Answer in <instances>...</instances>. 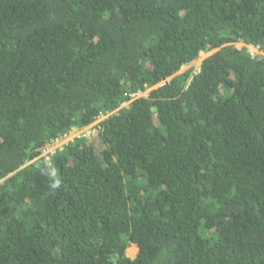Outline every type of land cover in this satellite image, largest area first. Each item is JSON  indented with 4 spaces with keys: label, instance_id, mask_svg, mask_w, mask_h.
<instances>
[{
    "label": "trees",
    "instance_id": "obj_1",
    "mask_svg": "<svg viewBox=\"0 0 264 264\" xmlns=\"http://www.w3.org/2000/svg\"><path fill=\"white\" fill-rule=\"evenodd\" d=\"M247 46L264 0H0V264H264Z\"/></svg>",
    "mask_w": 264,
    "mask_h": 264
},
{
    "label": "built area",
    "instance_id": "obj_2",
    "mask_svg": "<svg viewBox=\"0 0 264 264\" xmlns=\"http://www.w3.org/2000/svg\"><path fill=\"white\" fill-rule=\"evenodd\" d=\"M248 48L250 49L251 54L255 53V54L264 55V50L259 51L253 47H248ZM130 95L134 96L133 93H131ZM100 116L97 117L96 120L94 122H92L91 124H88L85 127L78 129V130H74L72 132L68 131V132L64 133L62 136L56 138L52 144H50L47 147H45L44 149H42L41 156H43L47 160V159H49V154L53 153L56 148L61 147L68 140H71L73 138L89 139L92 136L96 135L98 133V130H99V126H97V123L100 121Z\"/></svg>",
    "mask_w": 264,
    "mask_h": 264
},
{
    "label": "rangeland",
    "instance_id": "obj_3",
    "mask_svg": "<svg viewBox=\"0 0 264 264\" xmlns=\"http://www.w3.org/2000/svg\"><path fill=\"white\" fill-rule=\"evenodd\" d=\"M235 46H237V47H241V46H244V44H243L242 42H238V43H235ZM247 47H251V46H247ZM214 50H215V49H214ZM214 50L209 51V52H207V53H200L199 58H198L196 61H193L191 64H189V65L186 66L185 68L192 67L193 70H194L195 72H197L200 61H201L204 57H206L207 55H209L210 53H212ZM139 95H142V93H140V94H136V95H134V96H131V97H130V100L127 101V102L122 103V104L120 105V107L126 106V105H127L132 99H134L135 96H139ZM120 107H119V108H120ZM117 109H118V108H117ZM117 109L111 111V113H113V112L116 111ZM109 114H110V113H105L104 115H101V116H100V120L103 119L104 117H106V116L109 115ZM137 252H138V248H137L135 245H129V246L126 248V251H125L126 255L129 256V257H134V256H136Z\"/></svg>",
    "mask_w": 264,
    "mask_h": 264
},
{
    "label": "clouds",
    "instance_id": "obj_4",
    "mask_svg": "<svg viewBox=\"0 0 264 264\" xmlns=\"http://www.w3.org/2000/svg\"><path fill=\"white\" fill-rule=\"evenodd\" d=\"M140 94V93H139ZM134 95H136V94H134ZM130 97L132 96V95H129ZM140 96V95H139Z\"/></svg>",
    "mask_w": 264,
    "mask_h": 264
}]
</instances>
